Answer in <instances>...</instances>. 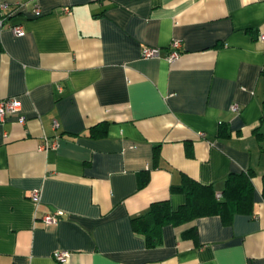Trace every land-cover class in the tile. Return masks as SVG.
<instances>
[{
  "label": "crops",
  "instance_id": "0c3cea01",
  "mask_svg": "<svg viewBox=\"0 0 264 264\" xmlns=\"http://www.w3.org/2000/svg\"><path fill=\"white\" fill-rule=\"evenodd\" d=\"M1 2L20 4L0 10V100L20 108L0 121V264H264V0ZM248 170L251 215L166 225L154 248L132 230L185 203L183 176L221 193Z\"/></svg>",
  "mask_w": 264,
  "mask_h": 264
},
{
  "label": "trees",
  "instance_id": "16d2710c",
  "mask_svg": "<svg viewBox=\"0 0 264 264\" xmlns=\"http://www.w3.org/2000/svg\"><path fill=\"white\" fill-rule=\"evenodd\" d=\"M90 133L93 137L103 134L97 126ZM252 178L253 172L250 170L231 173L224 179L221 193H216L211 184H201L183 176L178 185L171 186L170 192L183 194L185 203L173 209L169 200L153 202L145 213L131 218V228L144 237L147 248H154L160 244L162 228L166 225L178 226L207 216H219L224 225H230L236 214L251 215L253 212ZM148 180V173L142 174L139 187L145 186ZM184 236L195 240V228H190Z\"/></svg>",
  "mask_w": 264,
  "mask_h": 264
},
{
  "label": "built area",
  "instance_id": "2783aa9c",
  "mask_svg": "<svg viewBox=\"0 0 264 264\" xmlns=\"http://www.w3.org/2000/svg\"><path fill=\"white\" fill-rule=\"evenodd\" d=\"M13 7H14V9H17L20 7V4L14 3L13 5H10V4L5 3V2L0 3V10H2V11L3 10L11 11V9ZM34 12L36 14L39 13V11L37 9H35ZM2 19H3V17H1L0 25L2 24ZM10 30L16 36H21L24 34V31H23L21 26L12 27V28H10ZM258 38H259V41L262 44H264V34L258 35ZM181 50H182L181 41L178 39H173L169 45L168 53H167L165 59L168 62H173L174 60H176L179 57V55L181 54ZM141 56L144 59L157 58V57H159V51L155 48L145 47L142 50ZM19 108H20V103L15 98L0 100V121H2L6 115L17 112L19 110ZM232 110L237 111L238 106L234 105L232 107ZM19 121L23 122L24 118L20 117ZM52 127L54 129H56L58 127V124L55 121H53ZM57 144H58V139L54 138L52 141H50L48 143H44L43 147L45 148L48 145L52 146V147H57ZM217 196L219 197V195H217ZM30 198H31V200L38 202L39 198H40L38 191H32L30 193ZM62 214H63L62 211H56L54 213L44 214L41 217V220L45 225L55 224L59 221V218ZM53 257L57 262L64 263L67 261V259L69 257V253L67 251H55L53 253Z\"/></svg>",
  "mask_w": 264,
  "mask_h": 264
}]
</instances>
